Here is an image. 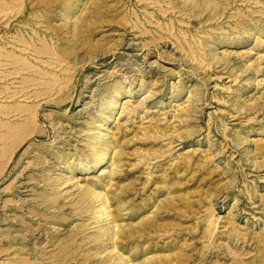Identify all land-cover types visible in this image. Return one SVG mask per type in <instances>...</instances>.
Returning <instances> with one entry per match:
<instances>
[{"label":"rangeland","instance_id":"374dc122","mask_svg":"<svg viewBox=\"0 0 264 264\" xmlns=\"http://www.w3.org/2000/svg\"><path fill=\"white\" fill-rule=\"evenodd\" d=\"M3 1L0 63L9 64L0 66V87L8 85L0 88V135H16L0 138V264L23 248L30 264H39L45 247L51 256L59 242L73 241L68 264H121L110 250L94 248L97 203L81 195L87 184L108 194L122 226L134 231L145 219L158 226L154 240L132 245L134 263L264 264V0ZM16 43L54 51L40 56L42 73L27 66L17 74L22 64L6 57H20ZM119 85L126 95L108 112L114 119L104 133L117 134L114 149L123 153L112 176L110 164L93 168L91 142L102 105ZM64 158L93 171L64 169ZM189 159L196 163L183 167ZM123 196L133 211L120 213ZM144 204L150 206L139 211Z\"/></svg>","mask_w":264,"mask_h":264},{"label":"bare ground","instance_id":"6f19581e","mask_svg":"<svg viewBox=\"0 0 264 264\" xmlns=\"http://www.w3.org/2000/svg\"><path fill=\"white\" fill-rule=\"evenodd\" d=\"M14 1V0H13ZM21 2L23 1V0H20ZM142 1H144V0H142ZM147 1V0H146ZM193 2H196V0H192ZM191 0H188V2H192ZM2 2L3 3H6L5 1H3L2 0ZM14 2H16V1H14ZM13 2V3H14ZM164 2V1H163ZM199 2V1H198ZM206 2H215L214 0H206ZM7 3H9V2H7ZM10 3H11V1H10ZM9 3V4H10ZM168 3V2H167ZM8 4V5H9ZM23 4V3H22ZM157 4H159V3H157ZM168 4H170V3H168ZM11 5V4H10ZM14 5V4H13ZM17 5V4H16ZM153 5V4H152ZM159 5H161V4H159ZM5 6H7V5H5ZM19 6V5H18ZM154 6V5H153ZM14 7V6H13ZM21 7V6H20ZM19 7V8H20ZM7 8V7H6ZM74 9L75 8H71V9H69L67 12H68V15H67V18H69L70 16H71V14H72V12L74 11ZM175 9V8H174ZM164 10V9H163ZM166 10V9H165ZM161 11L162 13H165L166 11ZM172 10V9H171ZM20 11V10H19ZM6 12V11H5ZM223 12V11H222ZM65 13V12H64ZM66 14V13H65ZM166 14H167V12H166ZM6 16V15H5ZM152 16V15H151ZM159 16V15H158ZM137 17V16H136ZM153 17H154V15H153ZM139 18V17H138ZM164 18V17H163ZM13 19V18H12ZM11 20V19H10ZM7 23H8V21H6ZM26 22H28V21H26ZM35 22V21H34ZM38 22V21H37ZM18 23V22H17ZM23 23V22H22ZM153 23V22H152ZM151 23V24H152ZM5 24V23H4ZM27 24V23H26ZM23 25V24H22ZM21 25V26H22ZM30 25V24H29ZM37 25V24H36ZM43 25V24H42ZM41 25V26H42ZM149 25V24H148ZM157 25H159L160 26V24H157ZM1 26V25H0ZM25 26H27V25H25ZM39 26V25H38ZM40 26V27H41ZM72 26V25H71ZM141 26H142V24H141ZM174 26V25H173ZM6 27V26H5ZM15 27V26H14ZM171 27V26H170ZM19 28V27H18ZM39 28V27H38ZM48 28V27H47ZM140 28V27H139ZM164 28V27H163ZM41 29H42V27H41ZM168 29V28H167ZM146 30V29H145ZM173 30V29H172ZM147 31V30H146ZM261 31V30H260ZM20 32V31H19ZM24 32V31H23ZM41 32V31H40ZM46 32V31H45ZM148 32V31H147ZM146 32V33H147ZM253 32H256V30H253ZM252 31H251V33H253ZM33 34H35V32L33 33ZM42 34H44V32L42 33ZM22 35V34H21ZM49 35V34H48ZM5 36H7V35H5ZM37 36V35H36ZM13 37H15V36H13ZM12 37V38H13ZM24 37V36H23ZM38 37V36H37ZM36 37V38H37ZM41 37V36H40ZM43 37V36H42ZM31 38V37H30ZM44 38H45V36H44ZM2 39V38H1ZM0 39V40H1ZM6 39V38H5ZM14 39V38H13ZM17 39V38H16ZM21 39V38H20ZM12 40V39H11ZM30 40V39H29ZM33 40V39H32ZM18 41V40H17ZM23 41H26V40H23ZM22 40H20L18 43H22L23 42ZM223 41H225V40H223ZM222 41V42H223ZM1 42V41H0ZM12 42V41H11ZM39 42V41H38ZM37 42V43H38ZM9 43V42H8ZM13 43V42H12ZM26 43H28V42H26ZM26 43H24V46H26ZM41 43V42H40ZM47 43V42H46ZM232 43V42H231ZM235 43V42H234ZM238 43V42H237ZM3 44V43H2ZM2 44H1V46H2ZM5 44H6V42H5ZM11 44V43H10ZM42 44H44V43H42ZM7 45V44H6ZM9 45V44H8ZM15 45H17V43L15 44ZM28 45V44H27ZM41 45V44H40ZM53 45V44H52ZM18 46V47H17ZM16 46V48L17 49H20V53H19V55H20V57L19 56H16V54L15 53H13V52H9V51H7L8 52V54L6 55V57L9 59V60H11V56L10 55H13L14 54V58H12V59H14L13 61H15V62H13V64L14 65H16V64H22V65H20L21 66V68L19 67V66H17L18 68H17V70L16 71H18L17 72V74L18 73H22V71H25L26 72V70L27 69H25L27 66H29V68H28V70L29 69H32V70H34V71H38V69L37 68H40V65L42 64V63H44V62H42L41 61V59H42V57H40L41 55H45V54H49V56H50V53L51 52H54V51H49L50 49L48 48V47H46V48H44V49H42V50H37V48L36 49H34V50H32L33 49V47L34 46H32V45H28L27 47H22V46H20V45H17ZM30 46V47H29ZM32 46V47H31ZM43 46V45H42ZM3 47V46H2ZM45 47V46H44ZM32 48V49H31ZM52 48V47H51ZM55 48H56V46H55ZM10 49V48H9ZM13 49H14V47H13ZM3 51L5 50V49H2ZM11 50V49H10ZM51 50H54V49H51ZM5 52V51H4ZM15 52V51H14ZM27 52H30V53H28L27 55H26V53ZM192 52H194V51H192ZM196 52V51H195ZM194 52V53H195ZM1 54V53H0ZM4 54V53H3ZM52 54V53H51ZM31 55H33V57H34V59H35V63L34 62H32L31 60L33 59H31V58H29ZM53 55V54H52ZM196 55V54H195ZM1 56V55H0ZM5 57V58H6ZM15 57H18V58H20V60L18 59V58H15ZM46 57V56H45ZM44 57V58H45ZM197 57V56H196ZM31 59V60H30ZM3 60V59H2ZM5 60V62H8V61H6V59H4ZM40 61L42 62V63H40ZM49 61V60H48ZM5 62H3L2 61V63H0V66L1 67H4V65H5V67H7V64H9V63H5ZM47 61H45V63H46ZM50 62V61H49ZM5 63V64H4ZM51 63V62H50ZM60 63V62H59ZM62 63V62H61ZM60 63V64H61ZM10 65H12L11 64V62H10ZM44 65V64H43ZM47 65V64H46ZM50 65V64H49ZM55 65V64H54ZM54 65H52V66H54ZM9 66V65H8ZM0 67V68H1ZM49 67V66H48ZM12 68H14V67H12ZM50 68V67H49ZM5 69V68H4ZM46 69H48V68H46ZM2 70V69H1ZM6 70V69H5ZM40 70V69H39ZM12 71H14V70H12ZM41 71V70H40ZM40 71H38V72H36V73H39ZM46 71V70H45ZM25 72H23V73H25ZM33 72V71H32ZM57 72V71H56ZM55 72V73H56ZM10 74H11V72H9ZM22 73V74H23ZM35 73V74H36ZM40 73H42V71L40 72ZM51 73V72H50ZM47 74V73H46ZM57 74V73H56ZM125 74V73H124ZM3 75H5V74H3ZM12 75H13V73H12ZM25 75V74H24ZM39 75H41V74H39ZM43 76H44V73L42 74ZM58 75V74H57ZM126 75V74H125ZM10 76V75H9ZM16 76V75H15ZM45 76H47V75H45ZM44 76V77H45ZM48 76H51V75H49L48 74ZM52 76H53V74H52ZM51 76V78H53ZM4 77H7V76H4ZM20 77V76H19ZM43 77V78H44ZM123 77V76H122ZM121 78V77H120ZM129 78V77H128ZM13 79V78H12ZM15 79V78H14ZM32 79V78H31ZM30 79V81L31 82H33V80H35V82H36V79H33V80H31ZM54 79H58L57 78V76H56V78H54ZM60 79V78H59ZM24 80V79H23ZM26 80H29L28 78H26ZM42 80V79H41ZM40 80V81H41ZM62 80V79H61ZM122 80V79H121ZM127 80V79H126ZM8 81V80H7ZM14 81H16V80H14ZM38 81V80H37ZM43 81V80H42ZM54 81V80H53ZM58 82H60V80H57ZM57 81H55V82H57ZM129 81V80H128ZM134 81V80H133ZM6 82V81H5ZM4 82V83H5ZM11 82V81H10ZM70 82V81H69ZM123 82V81H122ZM127 82V81H126ZM9 83V82H8ZM7 83V84H8ZM12 83V82H11ZM10 83V84H11ZM15 83V82H14ZM21 83V82H20ZM26 83V82H25ZM38 83V82H37ZM36 83V84H37ZM3 84V83H2ZM45 83H43V85H44ZM15 85V84H14ZM41 85V84H40ZM8 86V85H7ZM7 86H3V87H7ZM13 86V85H12ZM21 86V85H20ZM28 86V85H27ZM37 86H39V85H37ZM37 86H35V87H37ZM2 87V86H1ZM0 87V88H1ZM2 87V88H3ZM11 87V86H10ZM23 87V86H22ZM112 87V86H111ZM2 88H1V90H2ZM6 91H8L6 88H4ZM14 89V88H13ZM21 90V89H20ZM25 90H26V88H25ZM112 90V89H111ZM5 91V92H6ZM21 91H23V90H21ZM20 91V92H21ZM3 93H4V91H2ZM14 92H15V90H14ZM16 92H19V90L18 91H16ZM15 92V93H16ZM20 92H19V94H20ZM39 92V91H38ZM41 92V91H40ZM39 92V93H40ZM12 93V92H11ZM10 93V94H11ZM42 93V92H41ZM40 93V94H41ZM125 94V92H124V89H123V87H122V85H119V86H117V87H115L114 88V90H113V93L111 94V96L108 98V99H106L105 101H104V103H103V105H102V110H101V113H100V111H99V113H100V117H101V119H103L102 121H95V123L96 124H99V123H101V125L99 126V128L98 129H96V130H98V134L97 135H95L94 134V137L92 138V142H91V151H92V153H93V157H92V160H91V162H93L94 164H93V168H95V169H104V167L106 166V165H108V164H110V166H112V168L111 169H113V171H115V172H110L111 174H112V176H114L115 174H116V170H118L119 169V167H120V162L122 161V155H123V153L121 152V151H119V150H116V149H114V145L115 144H118V143H116V141L115 140H117V134H113L114 136L113 137H111L112 136V134H111V136H110V134H104L105 132H107L108 130H109V125H110V123H112V120L114 119L113 117V115L112 114H110V113H108L109 111H111V112H114L116 109H117V107H118V105H119V101H120V99L122 98V96ZM15 95H17V94H15ZM23 95V94H22ZM126 95V94H125ZM5 96V95H4ZM13 96H14V94H13ZM24 96H25V94H24ZM29 96V95H28ZM32 97V96H31ZM1 98H3V97H1ZM16 98H17V96H16ZM18 99V98H17ZM80 99V98H79ZM92 99V98H91ZM8 100H11L10 98L8 99ZM15 100V99H14ZM13 100V101H14ZM25 100V99H24ZM19 101V100H18ZM21 101V100H20ZM82 101V100H81ZM24 102H26V100L24 101ZM5 103H7V101L6 102H4L3 104H5ZM9 103V102H8ZM19 103V102H18ZM7 105V104H6ZM6 105H4V106H6ZM23 106H24V104H22ZM1 106V105H0ZM1 107H3V106H1ZM17 106H13V108L15 109ZM26 109H27V107L26 106H24ZM31 107V106H30ZM4 108H6V107H4ZM10 110L12 109V108H10V107H8ZM18 108V107H17ZM22 108V107H21ZM20 108V109H21ZM24 108V109H25ZM20 109H18V111L20 110ZM25 109V110H26ZM34 110L35 112H36V110H35V108H31V110ZM13 110V109H12ZM16 110V109H15ZM14 110V111H15ZM2 111V110H1ZM4 111V110H3ZM7 112V111H6ZM6 112H4V113H6ZM16 112V111H15ZM23 112H25V111H23ZM8 113V112H7ZM12 113V112H11ZM19 113V112H18ZM21 113V112H20ZM25 113H27V111L25 112ZM32 113V112H31ZM31 113L29 114V115H31ZM110 114V115H109ZM1 115V114H0ZM6 115V114H5ZM13 115H14V113H13ZM16 115V114H15ZM19 115H21V114H19ZM3 117V116H2ZM36 115H35V113L33 114V118H35L36 119ZM13 118V117H12ZM1 119V118H0ZM6 120V119H5ZM2 123V122H1ZM9 123L7 122V125H8ZM57 124V123H56ZM113 125V124H112ZM1 126V125H0ZM14 126V125H13ZM59 126V125H58ZM7 127V126H6ZM9 127H12L11 125L9 126ZM56 128V127H55ZM61 128V127H60ZM12 130H13V128H12ZM58 130V129H57ZM92 131H95L94 129H91ZM112 130V129H111ZM9 131H11V130H8V132H7V134H4V135H0V138L1 139H4V137H7V136H10V137H12V138H14L15 137V135H12L11 133L12 132H9ZM14 131V130H13ZM61 131V130H60ZM59 131V132H60ZM63 131V130H62ZM2 133V132H1ZM67 133V132H66ZM67 135V134H66ZM120 135V134H119ZM4 136V137H3ZM58 136V135H57ZM28 137H26L23 141H21V142H19V143H16V145H13L12 146V151H11V153H10V157H9V160H8V162L6 163V165H9V163L11 162V161H13V159L15 158V153H16V150L22 145V143L27 139ZM58 138L60 139L61 137H59L58 136ZM112 138V139H111ZM113 138L115 139V140H113ZM61 140V139H60ZM35 145V144H34ZM52 145V144H51ZM119 145V144H118ZM30 148V147H29ZM38 148H40V147H38ZM34 149H36V148H34ZM43 149V148H42ZM28 150V149H27ZM44 150V149H43ZM48 151V150H47ZM46 151V152H47ZM28 152V151H27ZM26 152V153H27ZM29 153V152H28ZM40 153H42V152H40ZM155 154H156V152H155ZM158 155H161V154H158ZM34 156V155H33ZM66 156V155H65ZM36 157H37V155L35 156V159H36ZM27 158V157H26ZM29 158V157H28ZM70 158H72L71 156H70ZM22 159H23V157H22ZM59 159V158H58ZM31 160H33V159H31ZM41 160V159H40ZM47 160V159H46ZM49 160V159H48ZM190 160V159H189ZM34 161V160H33ZM36 161V160H35ZM38 159H37V164H39L38 163ZM63 161V160H62ZM29 162V161H28ZM31 162V161H30ZM41 162V161H40ZM49 162V161H48ZM32 163H34V162H32ZM77 163V162H76ZM194 163H196V162H194ZM194 163L190 160V161H185V162H183V167L184 166H187V165H194ZM41 164V163H40ZM6 165H5V167H6ZM28 165V164H27ZM46 165V164H45ZM32 166H34V165H32ZM4 167V168H5ZM67 167H69V168H75V173H77V172H85V173H87V174H91V172L93 171V168H91L90 166H88V164H83V163H78L77 165H71L70 163H69V160H67V159H65L64 158V163H63V168L64 169H66ZM182 167V168H183ZM190 167V166H189ZM34 168V167H33ZM41 167H39V169H40ZM43 168V167H42ZM77 168V169H76ZM186 168V167H185ZM35 169V168H34ZM36 169H37V166H36ZM38 170V169H37ZM189 170V169H188ZM1 171H3L2 169H1ZM50 171V170H49ZM187 171V170H186ZM39 172V171H38ZM41 172V171H40ZM104 172H105V170H104ZM109 173V172H108ZM38 175V174H37ZM40 175V174H39ZM59 175V177L57 178V181L58 182H60V181H62V177H60L61 176V174L59 173L58 174ZM180 175V172L178 173V176H177V178L178 179H180V182H179V186L182 188V186H183V179H182V177L184 176H182V177H180L179 176ZM42 176V175H41ZM75 176V175H74ZM111 176V175H110ZM111 176V177H112ZM76 177V176H75ZM31 178H33V177H31ZM49 178V177H48ZM36 179H37V176H36ZM43 179V178H42ZM30 180V179H29ZM110 180H111V178H110ZM33 181V180H32ZM31 181V182H32ZM42 181V180H41ZM113 181V180H112ZM30 182V181H29ZM30 182V183H31ZM33 183H35V181H33ZM38 183V182H37ZM43 183V182H42ZM79 183V182H78ZM66 184V183H65ZM80 184V183H79ZM30 185V184H29ZM33 185V184H32ZM39 185V184H38ZM25 186V185H24ZM23 186V187H24ZM35 186V185H34ZM17 187V186H16ZM15 187V188H16ZM29 187H32V186H29ZM18 188V187H17ZM26 188V187H25ZM28 188V187H27ZM44 188V187H43ZM47 188V187H46ZM12 189H13V187H12ZM18 190V189H17ZM13 191V190H12ZM31 191V190H30ZM43 191V190H42ZM45 191V190H44ZM55 191V190H54ZM180 191H182V189H180ZM38 192H41V191H38ZM49 192V191H48ZM53 193V192H52ZM37 194V193H36ZM81 195L83 196V198L84 199H87V198H93V199H95L96 200V203H97V214H98V216H97V218H96V224H97V226L95 227L96 229H97V234H98V238L96 239V240H93L92 242H95V246H94V248H96L97 250H98V252H99V254H103L104 253V251L105 250H110V253H112L119 261H120V263L121 264H137V263H134V259H133V257L131 256V253H132V251H133V249H134V247H132V245H134L135 243H138V244H141V246L144 244V242H148V241H152V240H154L155 238L154 237H156V236H153L152 237V234H153V232H155L156 233V231H157V227L158 226H156L155 224H153V222H150V223H148V224H145V223H143V222H145L146 221V219L142 222V223H140V224H137L138 225V227H137V229L136 230H134V231H132L133 229H132V225L130 226V225H128V226H126V227H124V226H122L121 225V222H122V216H121V214H119L118 216L115 214V211L113 210V203L111 204L110 203V200H109V197H108V194H106L105 192H101V191H98L97 190V188H96V186H92V185H86L85 187H83V190H82V192H81ZM46 196V195H45ZM60 196V195H59ZM34 197V196H33ZM40 197V196H39ZM47 197V196H46ZM37 198V197H36ZM50 198V197H49ZM24 199V198H23ZM46 200L48 199V198H45ZM25 200V199H24ZM29 200V199H28ZM58 200V199H57ZM31 201V200H30ZM29 201V202H30ZM116 201V200H115ZM32 202V201H31ZM112 202H113V199H112ZM17 203V202H16ZM36 202H34V204H35ZM117 203V202H116ZM23 204H25V203H23ZM22 204V205H23ZM33 204V203H32ZM44 204V203H43ZM9 205V204H8ZM27 205V204H26ZM38 205H39V203H38ZM50 205V204H49ZM58 205V204H57ZM63 205V204H62ZM17 206V205H16ZM40 206V205H39ZM43 206V205H42ZM46 206V205H45ZM55 206V205H54ZM150 205H146V204H144L143 206H141V208L139 209V211H141V210H146L148 207H149ZM6 207V206H5ZM35 207V206H34ZM33 207V208H34ZM49 207V206H48ZM118 207H119V210H120V213H122L123 211H133L132 209H131V206L129 205V201H125V199H124V196L123 197H121L120 199H119V201H118ZM8 208V207H7ZM6 208V209H7ZM21 208V207H20ZM23 208V207H22ZM47 208V207H46ZM59 208V207H58ZM16 209V208H15ZM9 210V209H8ZM40 210V209H39ZM42 210H44V209H42ZM47 210V209H46ZM54 210H55V208H54ZM66 210V209H65ZM15 211V210H14ZM13 211V212H14ZM31 211V210H30ZM32 211H33V209H32ZM36 211V210H35ZM168 211V210H167ZM11 212V211H10ZM18 212V211H17ZM24 212V211H23ZM29 212V211H28ZM41 212V211H40ZM43 212V211H42ZM68 212V211H67ZM70 212V211H69ZM74 212V211H73ZM169 212V211H168ZM26 213V212H25ZM39 213V212H38ZM44 213V212H43ZM88 213V212H87ZM5 214V213H4ZM8 214V213H7ZM30 214V213H29ZM86 214V213H85ZM55 215V214H54ZM57 215V214H56ZM82 215V214H81ZM7 216V215H6ZM14 217L15 216H17V215H13ZM43 216V215H42ZM41 216V217H42ZM53 216V215H52ZM59 215H57V217H58ZM62 216V215H61ZM64 216H66V215H64ZM10 217V216H9ZM9 217H8V219H9ZM19 217V216H18ZM50 217V216H49ZM3 218H4V216H3ZM21 218V217H20ZM31 218V217H30ZM32 218H34V217H32ZM31 218V219H32ZM56 218V217H55ZM59 218V217H58ZM57 218V219H58ZM62 218V217H61ZM71 218V217H70ZM148 220L151 218V216H149V217H146ZM36 219H37V217H36ZM213 219V218H212ZM6 220V222H7V219H5ZM17 220V219H16ZM40 220V219H39ZM71 220V219H70ZM157 220V219H156ZM210 220V219H209ZM20 221H22V220H20L19 219V223H20ZM33 221V220H32ZM38 221V220H37ZM171 221V220H170ZM5 222V223H6ZM23 222V221H22ZM26 222V221H25ZM4 223V224H5ZM11 223V222H10ZM27 223V222H26ZM28 223H30V222H28ZM35 223V222H34ZM34 223H33V225H34ZM50 223V222H49ZM209 229L211 230V231H209V229H208V232H211L210 234L212 235V233H214V230H216L215 229V226H214V221L213 220H210L209 222ZM35 224H37V223H35ZM42 224V223H41ZM44 224H45V222H44ZM43 224V225H44ZM6 225V224H5ZM11 225V224H10ZM12 225H13V223H12ZM23 225H25V224H23ZM43 225H41V226H43ZM52 225V224H51ZM216 225V224H215ZM8 226V225H7ZM37 226V225H36ZM35 226V227H36ZM40 226V225H39ZM49 226V225H48ZM47 226V227H48ZM60 226V225H59ZM81 226V225H80ZM79 226V227H80ZM213 226H214V228H213ZM10 227V226H9ZM21 227V226H20ZM30 227V226H29ZM28 227V228H29ZM32 227H34V226H32ZM53 227V226H52ZM16 228V227H15ZM55 228V227H54ZM53 228V229H54ZM11 229V228H10ZM17 229V228H16ZM44 229V228H43ZM57 229V228H56ZM81 229V228H80ZM18 230H19V228H18ZM17 230V231H18ZM22 230V229H21ZM36 230V229H35ZM58 230V229H57ZM76 230V229H75ZM40 231V230H39ZM54 232L56 231V230H53ZM63 231V230H62ZM159 231V230H158ZM15 232H16V230H15ZM49 232H50V230H49ZM60 232V231H59ZM3 233H4V231H3ZM6 233H7V231H6ZM29 233V232H28ZM32 233H34V232H32ZM32 233H31V235H32ZM45 233H47V232H45ZM75 233H76V231H75ZM80 233H81V231H80ZM79 233V234H80ZM136 233H138V237H135L136 236ZM154 233V234H155ZM13 234V233H12ZM38 234V233H37ZM57 234V233H56ZM82 234V233H81ZM207 234H209V233H207ZM47 235H49V234H47ZM61 234H59V236H60ZM63 235V234H62ZM22 236V235H21ZM25 236V235H24ZM52 236V235H51ZM56 236V235H55ZM64 236V235H63ZM62 236V237H63ZM89 236V235H88ZM158 236V235H157ZM160 236V235H159ZM158 236V237H159ZM13 237H15L14 235H13ZM18 237H19V235H18ZM32 237V236H31ZM58 237V236H57ZM72 237V236H71ZM163 237V236H162ZM167 237V236H166ZM168 237H171V236H168ZM209 237V236H208ZM212 237V236H211ZM20 238H22V237H20ZM19 238V239H20ZM52 238H53V236H52ZM134 238V239H133ZM26 239V238H25ZM25 239H23L24 241H25ZM60 239V238H59ZM74 239V238H73ZM158 239V238H157ZM53 240H54V238H53ZM17 241H19V240H17ZM51 241V240H50ZM62 241V240H61ZM69 241V240H68ZM67 241V242H68ZM32 242V241H31ZM35 242H37V240L35 241ZM56 243H58L59 242V240L58 241H55ZM74 242V241H73ZM73 242H69V243H62V242H59V246H60V249H59V251L57 252V253H55L54 252V254H53V252L51 251V253H52V255L51 256H49V255H47V253H46V251H47V249L49 248V247H45V249L44 248H42V249H44L45 251V253H41V255H38L37 253H36V251H35V253H33V254H37L36 256H40L39 257V259H40V261L38 262L39 264L41 263V264H68V259L70 258V257H72V255H74V253H72V252H70L69 251V249L71 248V245H69L70 243H73ZM18 243H20V242H18ZM24 243V242H23ZM41 243V242H40ZM90 243V242H89ZM8 244V243H7ZM20 244H22V243H20ZM25 244V243H24ZM46 244V243H45ZM87 244V243H86ZM155 244H156V241H155ZM165 244V243H164ZM12 245H14V244H12ZM29 245V244H28ZM31 245V244H30ZM33 246H34V243L32 244ZM37 245V244H36ZM39 245V244H38ZM76 245H78V244H76ZM104 245H108V248H105L104 247ZM145 245V244H144ZM45 245H43V247H44ZM48 246V245H47ZM50 246H51V244H50ZM54 246V245H53ZM4 247H8V246H4ZM4 247H2V248H4ZM14 247H16V245L14 246ZM13 246H12V248L11 249H13L14 248ZM21 247V246H20ZM36 247H38V246H36ZM77 247V246H76ZM1 248V247H0ZM33 249H34V247H32ZM31 248V249H32ZM52 248H54V247H52ZM82 248V247H81ZM19 249V248H18ZM26 249V248H25ZM103 249V250H102ZM3 250V249H2ZM5 250V249H4ZM75 250V249H74ZM136 250H139L138 248H136ZM145 251H147V249L145 248L144 249ZM178 250H179V248H178ZM25 251L26 250H24V248L23 249H20V250H17L16 252H14L12 255H14V257L10 260V263L11 264H17L20 260H18V259H21L23 262L21 263V264H30V261H29V259H27V258H25ZM34 251V250H33ZM89 251V250H88ZM1 252V251H0ZM28 252V251H27ZM91 252V251H90ZM12 253V252H11ZM49 253V252H48ZM6 254V253H5ZM4 254V255H5ZM32 254V253H31ZM12 255H11V257H12ZM84 255H86V254H84ZM87 255H88V252H87ZM1 256V255H0ZM27 256V255H26ZM5 257V256H4ZM10 257V258H11ZM31 257V256H30ZM77 257V256H76ZM7 258H8V256H7ZM34 258V257H33ZM35 259V258H34ZM116 259V260H117ZM112 260V259H111ZM151 260V259H150ZM164 260V261H163ZM6 261V260H5ZM17 261V262H16ZM32 261V260H31ZM37 261V260H36ZM80 261V260H79ZM78 261V262H79ZM71 262V261H70ZM149 263H150V261H148ZM173 262V261H172ZM171 262V263H172ZM10 263H8V264H10ZM35 263V262H34ZM81 263H82V261H81ZM3 264V263H2ZM77 264V263H76ZM89 264V263H88ZM152 264H169L168 263V261L166 262V259H160V260H158V262H152Z\"/></svg>","mask_w":264,"mask_h":264}]
</instances>
